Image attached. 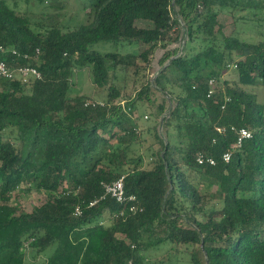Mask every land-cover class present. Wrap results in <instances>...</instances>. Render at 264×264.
I'll return each instance as SVG.
<instances>
[{
  "label": "trees",
  "instance_id": "16d2710c",
  "mask_svg": "<svg viewBox=\"0 0 264 264\" xmlns=\"http://www.w3.org/2000/svg\"><path fill=\"white\" fill-rule=\"evenodd\" d=\"M263 7L264 0H86L83 19L69 28L60 12L32 20L0 0V44L29 53L18 63L41 72L28 86L0 77V264H149V251L166 244L162 264L182 245L189 264H264V104L252 89L264 86V24L249 41L218 21L224 12L235 23L259 21ZM177 41L186 43L163 55L153 78L163 99L142 130L137 101L151 102V84L128 98L127 113L116 101L118 72L137 74L158 46ZM107 42L144 47H93ZM230 66L235 77L222 80ZM80 70L93 90L70 95ZM98 88L106 90L103 104ZM160 124L172 129L164 137ZM231 126L250 130L239 147ZM143 132L150 140L137 153ZM199 153L214 164L198 163ZM121 175L133 212L129 202L100 198L102 183ZM32 190L44 194L40 204L11 200Z\"/></svg>",
  "mask_w": 264,
  "mask_h": 264
},
{
  "label": "rangeland",
  "instance_id": "374dc122",
  "mask_svg": "<svg viewBox=\"0 0 264 264\" xmlns=\"http://www.w3.org/2000/svg\"><path fill=\"white\" fill-rule=\"evenodd\" d=\"M9 7H13L17 14H24L28 13L27 15L32 19H39L43 14L49 13L54 14L56 12H60L59 19L66 25H68L69 28L73 27L74 24L81 21L83 19L84 10L83 4L86 3V0H43V2H38L36 0H3ZM87 10V9H86ZM245 13V12H244ZM238 14V12L236 13ZM250 18H253L251 14L248 15ZM257 18L262 16L264 18V7L263 9H260L258 14L256 15ZM246 21H237V23L233 22L232 17L229 13H220L218 15V21L222 25V30L224 33L228 34L235 28L238 36L240 39L243 40H257L258 31L263 29L264 19L259 21H254L253 19H245ZM137 24L140 26H146L147 22L143 20H138ZM264 30V29H263ZM186 43L185 41L180 42H170L165 48L157 47L152 56L150 64L146 67L144 70H140L137 74H133L131 69L127 72V74H121V72H118V78L116 80V83L118 85H121L123 87L121 91L120 98L116 99L119 100L121 98L128 99L129 97L136 96V92L139 90L142 83H148L151 84L150 91H149V98L151 99V102L146 103L145 100L143 101H137L138 108H139V115L141 116L139 119V122L141 123V127L145 126L146 124H151L154 122L153 117L150 116V112L155 111L157 104L161 102L163 99V94L157 90L153 83V78L155 74L159 71V69L163 65V55L164 54H172L175 52H179V47ZM194 46L196 47V43H187V46ZM94 48L100 50V51H114L119 50L122 52L126 51H135L142 49L144 45H129L127 43L123 44H113L111 42L107 43H96L93 45ZM163 59V60H162ZM166 62V60L164 61ZM233 66L229 67L225 72H223L221 79H232L235 77V72L232 70ZM88 72L86 70H80L76 74L73 75L71 78L72 81L75 83V86H71L69 93L70 95H76V94H85L89 95L92 90V84L90 83ZM253 91L257 95L258 102H261L264 104V86L263 85H256L255 87H252ZM106 93V90L103 88H98L95 91V99L98 101H104V95ZM174 104L172 101H170L168 98L165 100V105L168 104ZM144 115H147L145 118ZM145 127H143L142 130ZM157 129L159 132L162 133L163 137L165 136V132H168V127L164 125H158ZM143 145L141 144L140 147H136L138 149L137 153H144L145 152V146L148 143V140H150V137L147 135L146 132H143ZM152 136V135H150ZM145 138V139H144ZM154 149H158V145H154ZM145 161H149V157L147 155L143 158ZM44 199V194L38 193L37 191L32 190L29 193H23L21 191H16L14 194H12L11 200L14 202H20L25 206V208H30L33 205L40 204L41 201ZM169 245H163L158 249L150 250L148 253V259L149 264H162L160 261L163 257V253L168 248ZM186 246L182 245L177 248L175 251V254L170 255V259L167 260V264H189L190 260V254L188 253ZM30 261H32V258H29ZM160 261V262H159ZM40 261L36 259L33 264H37ZM166 264V263H165Z\"/></svg>",
  "mask_w": 264,
  "mask_h": 264
},
{
  "label": "built area",
  "instance_id": "2783aa9c",
  "mask_svg": "<svg viewBox=\"0 0 264 264\" xmlns=\"http://www.w3.org/2000/svg\"><path fill=\"white\" fill-rule=\"evenodd\" d=\"M39 50L35 49V54H38ZM29 57V53L27 52H20L18 49L11 47V46H4L0 44V77L8 78L17 80L27 86L30 85L37 79L41 78L40 70L31 64H19L18 59H27ZM210 89L208 91L207 96H209L213 89L214 80H209ZM98 101V100H97ZM96 101H88L86 103L95 104ZM128 99L121 98L117 100V104L123 109L125 112H130L131 108L127 104ZM97 103L103 104L102 101H98ZM146 118V115H144ZM231 129L236 130L237 136L233 147L241 146L244 139L250 137L251 133L245 127L235 128L231 126ZM218 131H224V128L218 127ZM223 161H228L230 159V152L228 150L224 151L221 155ZM196 161L198 163H208L214 164V159L211 156H204L203 154H198L196 156ZM103 194L100 196L104 197L106 194L113 197L118 202H129V210L135 211L137 209L136 205L134 204L135 196L133 194H126L123 187V175H121L118 179L110 182L102 183ZM98 199H94L90 202L89 205L94 204ZM140 209V208H139ZM75 213L80 214L81 209L79 206L75 208ZM128 264H131L129 261Z\"/></svg>",
  "mask_w": 264,
  "mask_h": 264
}]
</instances>
